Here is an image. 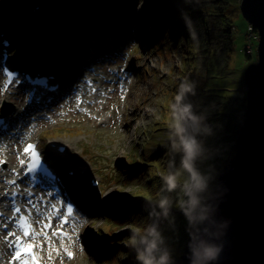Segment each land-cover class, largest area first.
Listing matches in <instances>:
<instances>
[{
	"label": "rangeland",
	"instance_id": "1",
	"mask_svg": "<svg viewBox=\"0 0 264 264\" xmlns=\"http://www.w3.org/2000/svg\"><path fill=\"white\" fill-rule=\"evenodd\" d=\"M95 1L96 0H85V3H93ZM152 1L153 0H135L134 4L130 5L131 18L135 21V35H141L143 39L146 38V40L144 39L143 41L144 43L140 42V44L135 47L127 57L128 64L139 70L138 77L133 79L130 86V94L126 99V105H124V113L128 116L130 115L132 119L130 129L128 131H123L127 126L122 122V114H118L115 117L116 119L114 118L116 125L112 128L109 124L106 126H96L93 121L84 120L83 118L74 115L73 119H75V121H70L69 125L56 124L49 126L47 127V132L43 134L46 135L48 132H51L52 135L55 136L57 133L59 136L57 138L62 141L74 143L79 150L83 148L88 156L92 153L96 154L94 157L96 158L94 165L96 172H100V170H98L100 166L98 161L100 160L101 171H106L109 168V164L112 166V171L116 172L117 170V172L122 173L127 165L124 160L126 159V156H131L132 152H134L133 149L135 146L139 148V151H143L145 147H147L146 152H149L150 156L153 157L161 154L164 155L165 152L169 151L175 145L176 147L178 145L181 146V143H178V141L176 142L178 144L173 145L175 139L179 137L180 128L174 127L177 125L176 123L178 120L175 121V118H171L172 111L179 108L178 104L184 99V95L182 94V92H184L183 85H192V89H197L198 87V84L192 79H195L197 74L201 72L198 65L199 58H196L199 56L200 52L193 48L195 41L190 44L192 46L190 55L188 54L189 50H187V52L184 51L177 41L178 36H176V33L174 32V29L176 30L175 24L169 19L168 23L171 26L169 35L173 40L172 46L176 48L168 54L159 53L151 48L152 45L150 44L149 35L152 25L155 26L157 12V10H154L152 6H150ZM227 1L225 0L223 3L227 4ZM223 3H216V6L218 7L217 11L220 12L221 9H223L232 19L230 29H233L231 34L234 37V52L225 74L213 79H208L206 74L202 73V75H199L198 80L201 79L200 85L203 83L202 86H204V82L206 85H210L211 83L212 85L222 88L223 91H227L228 95L231 94L237 96V99H239L237 108L242 112L239 115L242 125L245 118L247 102V87L243 76L246 67L257 60L256 50L258 35L257 32H254V35L256 36L255 38L251 34L248 35V32L254 27L246 22L241 16L239 10L240 0L238 3H228L227 5L222 6ZM75 4L74 11L69 16L68 23L74 25L81 23L84 24L88 19H93V14L87 12L84 8V1L78 0ZM228 5L231 6L228 8ZM2 11L3 9H0V12ZM106 14L109 15V11H107ZM3 18L4 13L0 15V23ZM29 25H31V23ZM138 25H140L141 29H139ZM71 33L72 32L68 30L64 21L55 23L53 35H55L57 39L59 36H63L64 39L68 40ZM47 39L48 38L41 42L47 44ZM138 41H140L139 38ZM58 47L62 46L58 45ZM88 47L89 44L87 43V49ZM249 47H254L253 56H250V53L247 52ZM66 50L69 51L70 48L67 47ZM184 71L186 75L184 74ZM118 94L119 93L114 94L108 100H116L115 102L119 105L121 98L118 99ZM12 100L16 102L14 105H20L17 96L13 97ZM64 118L66 117H60L59 120L62 121ZM164 119L172 121L170 128H167L168 126L162 123ZM72 123L74 124L72 125ZM65 126H71L72 129H78V131L74 132L72 130L67 132L68 130H66ZM192 137L195 139L198 138L195 135ZM235 152L236 150L233 151L234 155ZM167 157L168 155L166 154L164 159ZM159 170L160 166L158 167V165H154V168L152 167V169H150L152 174H154V172L158 173ZM161 173L162 172L160 171V174ZM168 176L171 175H167V177ZM115 181L116 179L113 181H104L102 191L99 193L97 192L98 194L96 193L92 197L91 202L94 207L93 213L95 217H91V220H89L86 233L84 230L86 235L85 240L89 243L90 250L86 253L78 254V256L72 261H65L61 264H109L112 263V260L116 259L118 262L127 263L130 251L134 246L133 241L137 239L134 235L135 229L132 225L124 226L117 231L115 230L119 225L108 229L106 219L107 217H112L115 221H119L120 214L118 212L122 209V204L127 200H133L132 195H134L133 193L136 192V189L135 187H132L133 184L131 183L124 184L120 181ZM179 195H186L185 190L181 191ZM170 202L172 203L174 201L169 199L167 204H171ZM204 205L205 203L201 206L202 214H206ZM166 210L168 213L174 215L177 212L171 211L169 207H166ZM159 211L160 212L156 216V222L154 224V227L156 225L157 228L154 229L158 233L159 230H161V232L163 231V225H167V222L161 220L162 218H159L160 213L163 214L164 209H159ZM175 226L179 229L181 225L176 224ZM198 226L199 223L197 222L195 225L191 224L192 233ZM96 230L99 233L102 231L103 235L107 236L106 240L108 243L107 245H104L103 248L111 249V247H114V239L121 235L120 242L122 256L118 255V252H116L115 249L112 250V253H115L114 257L105 256L103 252L96 247L97 240L96 236H94ZM171 235L169 241L168 239L167 241L165 240L166 243L158 242L157 250L154 255L158 259L159 255L167 251L171 257L170 264L173 262L172 259L174 255L178 257L183 253L184 246L190 236L183 238L180 237V241L177 242L178 238H173V234ZM129 237H133L134 240H130ZM152 239L153 237L151 234L146 237H141L140 244L145 246L148 242L152 241ZM138 242L139 239L136 243ZM168 242H171L172 244H168ZM97 256L99 257L97 258ZM138 264H140V261Z\"/></svg>",
	"mask_w": 264,
	"mask_h": 264
},
{
	"label": "trees",
	"instance_id": "2",
	"mask_svg": "<svg viewBox=\"0 0 264 264\" xmlns=\"http://www.w3.org/2000/svg\"><path fill=\"white\" fill-rule=\"evenodd\" d=\"M77 1H59L56 8L61 12L65 22L68 21L69 16L73 13ZM118 1L124 2L125 0H96L93 3H85L84 1V6L87 12L93 14L94 20L103 17L106 22H110L109 19H111L112 15L107 16L106 12L109 11V14H111ZM224 1L153 0L151 2L152 8L157 10L156 23L150 39L152 48L160 53H166L167 51L166 54L176 48L172 46L173 40L169 35L171 26L168 22L171 20L175 24L176 30L174 29V32L178 36L177 41L184 51L187 52L189 50L188 54L190 55L192 48L190 44L195 41L193 48L200 52L196 58H199L198 65L201 72L197 74L195 79H192L198 84V87L197 89H192L191 92H182L184 99L178 104L179 108L172 111L171 117L175 118V121L178 120L177 125L174 127L184 130L182 133L179 132V137L175 139L173 145L181 143L182 137H192L193 135L198 137L197 139L194 138L198 145V154L193 160L192 166L193 170L205 181L206 186L203 191L194 193L199 199V204L192 212V215L202 214L201 206L206 202L209 191L217 179L219 171L234 155L236 138L241 125L239 115L242 112L237 108L239 101L237 96L228 95L227 91H223L222 88L211 83L210 85H206L204 82V86H202L203 83L200 85L201 79L198 80L199 75H202V73L206 74L208 79L225 74L234 52V37L231 34L233 29H230L232 19L223 9L218 12V7L216 6V3H223ZM238 2L239 0H228L227 4ZM227 4L223 3L222 6ZM230 6L228 5V8ZM184 17H188L192 21V27L195 30L194 38L190 33L189 27L186 25ZM13 19L17 20L18 18L14 17ZM28 27L34 31L32 26L28 25ZM86 27L87 21L82 24L81 28L86 29ZM253 30L256 32L255 27ZM36 33L38 36H42L43 33L46 34L44 23L38 26ZM184 74L186 75L185 71ZM185 107H188V113L183 112ZM162 123L167 125V128H170V125H172V121L170 120L164 119ZM177 141L178 143H176ZM146 149L147 147L143 151H139V148L135 146L131 156H126L125 161L128 165L125 174L122 178L117 175L114 177L116 179L115 182L120 181L124 184H133L132 187H135L136 192L133 193L132 197L135 200L122 204V209L118 212L120 214L119 221H115L112 217H107L106 219L108 229L117 225L119 227L115 231L127 225H132L135 229L134 235L137 239H135V244L130 251L126 264L139 263L137 252H143L147 246H142L140 239L149 235L150 230L156 228L154 224L156 216L160 212V202L162 200L168 202L171 199L174 201L170 202L171 204L169 205L167 204V207L173 212L177 211L175 215L168 213L165 209L163 214L160 213L159 218L167 222V225H163V231L159 230L160 236H163V242L166 243L167 239L169 241V238L172 236L171 234H173V238H178L177 242H179L180 237H187L192 233L191 224L184 214L190 207L188 203L189 196L187 194L179 195L183 190L187 193L192 184L191 173L182 165L184 157L183 149L181 146L178 145L176 147L175 145L165 152L164 155L161 154L156 157L150 156V153L146 152ZM166 154L168 157L164 159ZM129 164L133 165V167ZM154 165L160 166V170L158 173L154 172L152 174L150 169L154 168ZM160 171L163 174H160ZM167 175L174 176L176 179V188L171 191H169L166 183ZM197 223H200V221ZM176 224L181 225L179 229L175 226ZM129 238L132 241L134 240L133 237ZM120 239L121 235L114 239L115 244L114 247H111L110 257L115 256V253H112L113 249L118 252V255L122 256ZM138 239L139 245L136 243ZM168 244L172 243L168 242ZM155 253L156 251L153 255ZM176 257L174 255L172 260ZM262 260L260 264H264V255ZM114 263L125 264L118 262L117 259L112 260V263L109 264Z\"/></svg>",
	"mask_w": 264,
	"mask_h": 264
},
{
	"label": "water",
	"instance_id": "3",
	"mask_svg": "<svg viewBox=\"0 0 264 264\" xmlns=\"http://www.w3.org/2000/svg\"><path fill=\"white\" fill-rule=\"evenodd\" d=\"M239 10L255 27L258 44L256 62L244 71L247 102L236 152L209 191L206 218L171 264H190V243L218 246L220 252L212 264H260L264 255V0H240ZM59 19L53 10L45 15L46 21Z\"/></svg>",
	"mask_w": 264,
	"mask_h": 264
},
{
	"label": "clouds",
	"instance_id": "4",
	"mask_svg": "<svg viewBox=\"0 0 264 264\" xmlns=\"http://www.w3.org/2000/svg\"><path fill=\"white\" fill-rule=\"evenodd\" d=\"M186 25L189 27L190 33L195 37V30L192 27V21L188 17H184ZM183 91L185 92H191L193 86L185 84L182 86ZM189 109L188 107H185L183 109L184 113H188ZM193 119H195L193 117ZM179 131L182 133L184 130L181 128ZM181 148L183 149L184 157L182 159V165L185 169H187L191 173L192 178V184L191 187L187 191V195L189 196V209L185 211V216L187 217L190 224L195 225L198 221H203L206 216L204 214L199 215H192V212L196 209V207L199 204V199L196 195H194L195 192H201L205 189V181L202 179V177L197 174L193 170L192 162L195 159L196 155L198 154V145L193 137H182L181 139ZM166 183L168 185L169 191L176 188V179L174 176H168L166 179ZM167 201L162 200L160 202L161 209H165L167 207ZM226 226V222H225ZM153 239L152 241L147 243L146 249L143 252L138 251L137 252V259L140 261V264H170V254L165 251L161 255H159V258L157 259L153 253L157 250V244L163 243V238L160 236L158 232L153 228L150 232ZM135 244V241H133V245ZM189 250L191 253L190 256V264H212L213 261H215L219 255L220 248L214 244H206L204 242H201L198 246L193 247L192 244H189Z\"/></svg>",
	"mask_w": 264,
	"mask_h": 264
},
{
	"label": "snow or ice",
	"instance_id": "5",
	"mask_svg": "<svg viewBox=\"0 0 264 264\" xmlns=\"http://www.w3.org/2000/svg\"><path fill=\"white\" fill-rule=\"evenodd\" d=\"M16 79L17 81H19V76L18 74H9L8 75V80L5 82L4 87L7 88L9 86V83L13 80ZM46 86V82L45 85ZM24 154L27 155L28 157V161H27V167H26V172L27 173H32L35 172L37 170V168L41 165L42 161H41V157L40 154L36 151V146L34 144H28L25 146L24 148ZM3 161H0V163H2ZM20 164L23 166L25 165V161L24 160H20ZM45 172H47L48 170L45 168L44 169ZM11 183H14V181H12ZM15 212H19L20 209L16 208L14 210ZM73 214V208L69 205L66 209V215L67 216H71ZM65 220H61V226L65 223ZM16 226L18 228H20L23 232V236L25 238L30 236V227L26 221V218L21 216L19 218V220L17 221ZM51 228V224H46L45 225V229ZM54 234H61L63 235V233H54ZM14 234L13 233H8L9 237H12ZM10 246H14L15 251H14V255L12 257L13 261H18L19 264H29V260L28 259H23V257H30L31 258V264H38L37 258L35 257V255L33 254V245L32 244H25L22 242L21 238L19 236H15V241H14V245ZM66 254L71 257V252H66Z\"/></svg>",
	"mask_w": 264,
	"mask_h": 264
},
{
	"label": "bare ground",
	"instance_id": "6",
	"mask_svg": "<svg viewBox=\"0 0 264 264\" xmlns=\"http://www.w3.org/2000/svg\"><path fill=\"white\" fill-rule=\"evenodd\" d=\"M110 20V24L109 25H112L113 23H114V21H115V18L113 17V16H111V19H109ZM118 26V25H117ZM139 26V29H141L140 28V25H138ZM85 45H87V44H85ZM113 49V47H111L110 48V50H112ZM43 58L45 57V56H42ZM107 60V59H106ZM55 75H56V78L57 79H59L60 78V76H61V71H60V69L58 68V67H56L55 68ZM127 122H128V124H130L131 125V123H132V119H131V117L129 116L128 117V119H127ZM66 130H68L67 132H70V131H72L73 129L72 128H68V129H66ZM3 245V244H2ZM4 256H6L5 254L3 255V257Z\"/></svg>",
	"mask_w": 264,
	"mask_h": 264
},
{
	"label": "built area",
	"instance_id": "7",
	"mask_svg": "<svg viewBox=\"0 0 264 264\" xmlns=\"http://www.w3.org/2000/svg\"><path fill=\"white\" fill-rule=\"evenodd\" d=\"M251 32H252V33H251ZM249 34L253 35L254 38L256 37V36L254 35V30H253V29L250 30V31L248 32V35H249ZM251 43H252V42H251ZM251 43H250V44H251ZM247 52L250 53V56H253V54H254V47H253V48H252V47H249Z\"/></svg>",
	"mask_w": 264,
	"mask_h": 264
}]
</instances>
